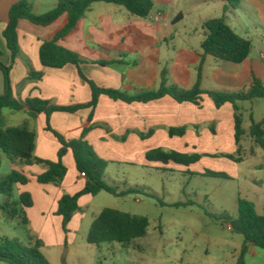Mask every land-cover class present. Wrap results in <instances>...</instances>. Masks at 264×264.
I'll return each instance as SVG.
<instances>
[{"label": "crops", "instance_id": "1", "mask_svg": "<svg viewBox=\"0 0 264 264\" xmlns=\"http://www.w3.org/2000/svg\"><path fill=\"white\" fill-rule=\"evenodd\" d=\"M19 1L0 0V62L6 66H11L12 55L3 32L9 23L11 7ZM29 1L34 13L41 15L36 10L39 0ZM222 17L239 36L253 43L251 55L242 64L216 59L202 49L204 25ZM67 23L68 15L46 27L27 20L19 22L20 53L10 73L15 99L22 103L40 99L61 107L87 105L92 101V89L82 75L100 88L130 96L158 91L163 73H166L168 87L184 90H192L199 81L201 89L208 92L242 93L247 92L255 81L264 84V60L261 59L264 0H155L154 10L147 18L134 16L117 5L97 3L75 29L58 42L80 56V66L43 67L41 47L54 40ZM249 105L250 119L253 117L257 123H264L254 117L255 103ZM21 112L28 114L27 110ZM91 114V109L74 114L57 112L52 115L50 125L67 142L80 140ZM234 117L231 105L218 108L208 96L203 97L201 107L192 103L180 104L171 97L147 104H126L101 96L85 141L107 163L106 172L116 168L114 165L159 169V164L163 163L150 161L148 155L151 152L199 155L201 158L237 153ZM31 126L37 132L36 157L58 162L64 146L47 130L46 116L39 114ZM250 127L244 128L245 137L253 142L248 135ZM182 128L186 130L183 136L170 134L172 129ZM62 162L67 168V176L60 187L38 183L37 177L45 170L41 166L13 165L12 168L30 178L28 185L14 187L20 186V196L28 193L33 199V206L26 208L24 223L31 224L38 239L45 241L43 245L59 249L72 243V235L85 215H75L69 224V234H66L63 218L56 214L58 203L64 195L81 192L87 183L77 170L71 149H65ZM133 181L125 174L113 183L115 187L117 184L128 187L126 190L140 187L138 180ZM253 185L257 189L250 188L264 194V181H255ZM142 187L152 189L151 185ZM91 198L93 196L88 195L80 199V211L91 204Z\"/></svg>", "mask_w": 264, "mask_h": 264}, {"label": "trees", "instance_id": "2", "mask_svg": "<svg viewBox=\"0 0 264 264\" xmlns=\"http://www.w3.org/2000/svg\"><path fill=\"white\" fill-rule=\"evenodd\" d=\"M97 3L113 4L125 8L132 15L147 18L154 10L155 0H59L57 6L50 12L37 15L33 11V5L29 0H21L14 4L9 12V23L3 32L7 48L12 55L11 66H6L0 62V69L5 76V95L0 97V111L10 109L15 112L28 111L29 120L24 126L2 128L0 126V150L7 159L15 166H41L44 173L37 177L41 185H54L60 187L66 176L67 168L62 162L65 149H71L75 158L77 170L86 174L87 183L85 188L76 195H64L58 203L57 215L63 218V231L68 234V226L75 214L79 212V201L84 196L96 197L102 192H107L114 196L126 197L137 194L138 190L130 189L120 191L117 187L106 184L104 177L107 170V163L100 159L93 148L85 141V136L89 131V124L92 121L93 113L99 104L101 96H107L114 101L133 103H150L171 97L180 104L192 103L199 107L202 106L203 97L208 96L216 105L221 108L227 104L231 105L235 112L236 143L238 146L239 158L227 155L238 163L243 162L241 158V142L246 136L244 129L243 115L241 114L240 104L253 100H264V84L255 81L247 92H208L200 87V81L192 90H184L175 87H168L166 73L162 74V83L158 91L147 92L138 96H130L117 90L103 89L94 82L88 80L84 75L82 78L89 83L92 89V101L87 105L75 107L54 106L49 101L40 99H29L24 103L15 99L11 90L10 73L13 65L20 53L18 27L21 20H27L37 26L46 27L57 22L63 15H68L67 25L55 36L54 40L47 41L40 50V61L43 67L51 69H63L68 65L79 67L82 63L80 56L66 48L61 47L58 42L67 37L77 26L78 22L92 9ZM234 5V4H233ZM235 6V5H234ZM205 40L202 49L205 54L216 59L242 64L245 62L253 50L251 40L239 36L226 22L225 17L216 18L208 21L204 25ZM2 51L0 49V57ZM83 109H91L92 114L83 137L80 140L67 142L59 133L51 128L50 120L54 113H77ZM39 114H44L47 119V130L54 134L59 142L64 146L60 153L58 162H49L39 159L35 155L37 132L32 128L31 123L35 121ZM1 118V117H0ZM185 129H172V136H183ZM249 137L257 147L264 151V123H257L251 117V127ZM150 161L168 164L174 162L183 166H190L199 161V155H181L177 153H165L154 151L148 155ZM2 160L0 158V167ZM207 177L227 179L225 174L208 172ZM30 183V178L21 172L13 170L8 176L0 180V194L11 197L15 185L26 186ZM144 195L155 197L149 193ZM20 201L25 208L33 206L32 196L28 193L20 196ZM10 207L7 202L5 208ZM15 211V210H14ZM13 214V213H12ZM226 224L231 227V231L243 236L244 245L242 246L237 264H246V256L251 245L264 250V214L259 215L254 203L249 200L239 201V215L237 219L225 218ZM150 226L147 217L131 215L114 209H105L91 225L87 241L90 245L101 247L104 244L128 245L136 239L147 235ZM40 241L25 245L18 240L3 239L0 242V262L8 264H51L41 250Z\"/></svg>", "mask_w": 264, "mask_h": 264}, {"label": "rangeland", "instance_id": "3", "mask_svg": "<svg viewBox=\"0 0 264 264\" xmlns=\"http://www.w3.org/2000/svg\"><path fill=\"white\" fill-rule=\"evenodd\" d=\"M57 1L39 0L38 14L52 11ZM239 30L241 34L240 27ZM5 90V76L0 69V97L5 95ZM250 103H255V119L264 121V100L244 103L241 114L245 129L251 125ZM0 117L4 129L24 126L30 119L26 112L10 109L0 111ZM242 145L241 163L218 154L203 157L190 166L173 162L159 164V169L114 165L116 168L105 173L106 184L115 187L113 180L126 174L133 182L138 180L140 187H135L138 193L121 197L102 192L91 198V204L75 214H83L85 218L73 233L72 243L62 249L43 245L45 241L38 239L31 224L24 223L26 208L20 201V186H16L11 197L0 194V242L3 239L34 244L40 241L41 250L51 264H237L244 238L231 231L225 218H238L240 200H249L259 215L264 214V194L250 188L257 189L253 182L264 181V151L246 137ZM232 156L239 158L238 153ZM0 158L1 180L13 171V164L1 150ZM208 172L225 174L228 178L207 177ZM142 185H151V191ZM119 187L120 191L128 188L117 184ZM7 202L11 206L5 208ZM105 209L147 217L150 223L147 235L128 245H90L87 237L91 224ZM246 264H264V250L250 246Z\"/></svg>", "mask_w": 264, "mask_h": 264}, {"label": "built area", "instance_id": "4", "mask_svg": "<svg viewBox=\"0 0 264 264\" xmlns=\"http://www.w3.org/2000/svg\"><path fill=\"white\" fill-rule=\"evenodd\" d=\"M156 20H159V17H157ZM261 59L264 60V51L261 53ZM81 177L86 178V174L85 173H81Z\"/></svg>", "mask_w": 264, "mask_h": 264}]
</instances>
